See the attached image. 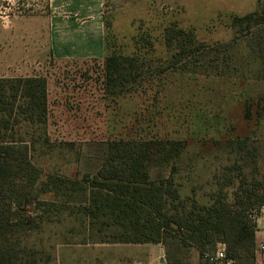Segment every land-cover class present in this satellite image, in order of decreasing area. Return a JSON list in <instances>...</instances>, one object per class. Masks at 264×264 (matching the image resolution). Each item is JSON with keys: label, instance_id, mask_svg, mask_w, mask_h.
I'll use <instances>...</instances> for the list:
<instances>
[{"label": "rangeland", "instance_id": "rangeland-1", "mask_svg": "<svg viewBox=\"0 0 264 264\" xmlns=\"http://www.w3.org/2000/svg\"><path fill=\"white\" fill-rule=\"evenodd\" d=\"M48 2L0 0V78L46 81L43 133L16 125L13 115L8 118L13 127L2 130L31 143L36 175L27 225L11 233L8 243L15 264H53L59 240H97L86 230L89 219L92 228L103 229L107 217L89 218L88 182L114 142L184 143L178 156L147 165L150 180L166 178L178 190L179 202L173 201L177 207L169 214L200 212L222 196L233 202L242 179L245 186L264 183V0H104L105 57L138 55L162 89L154 97L144 92L145 84L138 91H108L105 57L54 61L50 52L47 56ZM256 10L261 12L252 22L234 24L235 17ZM174 25L191 31L199 49L165 68L171 59L164 29ZM161 68L166 70L158 72ZM158 76L162 87L156 85ZM263 208L248 209V218L255 220ZM183 232L173 224L165 227L167 254L176 264L200 262Z\"/></svg>", "mask_w": 264, "mask_h": 264}, {"label": "trees", "instance_id": "trees-1", "mask_svg": "<svg viewBox=\"0 0 264 264\" xmlns=\"http://www.w3.org/2000/svg\"><path fill=\"white\" fill-rule=\"evenodd\" d=\"M261 11L235 17L234 24L239 25L237 21L241 20L252 22V18ZM163 36L171 59V64L165 68L199 49L193 33L176 25L165 28ZM145 43L147 48L153 49L150 39L146 38ZM104 66V84L108 91H138L145 84L144 92L152 91L154 97L162 90L155 87L152 75L143 69L145 63L138 55L112 53L104 58ZM165 68L158 72L163 73ZM161 79L158 76L160 82L157 81V86L162 85ZM0 111L3 112L0 115V264H15L8 243L11 233L27 225V206L36 175L30 161L31 143L21 137L15 138L14 134L6 136L2 130L13 127L8 119L13 115L16 125L24 123L39 127L43 133L47 121L45 78H0ZM183 146L182 141L167 139L111 143L112 153L104 159L97 176L88 182L92 191V207L86 209L91 219L98 216L107 218L102 222L103 229L92 228L93 223L89 219L87 232L90 235L92 231L102 242L165 245L163 231L173 224L183 229L188 243L199 251L201 261L198 264H214L204 259L203 254L214 252L218 243L225 245L227 258L235 264H256V219L248 218L247 210L259 211L264 205V183L258 180L245 186L242 179L240 193H235L233 202L222 196L209 206L200 207V212L169 214L170 208L175 210L177 207L173 201L179 202L178 190L166 178L150 180L147 165L155 158L166 162L178 156ZM165 255L168 264H176L166 250Z\"/></svg>", "mask_w": 264, "mask_h": 264}, {"label": "crops", "instance_id": "crops-1", "mask_svg": "<svg viewBox=\"0 0 264 264\" xmlns=\"http://www.w3.org/2000/svg\"><path fill=\"white\" fill-rule=\"evenodd\" d=\"M103 7L104 0H49L45 15L46 55L50 52L54 61L105 57ZM255 244L264 246V208L256 217ZM52 251L53 264H168L161 243L102 242L84 238L56 241ZM255 261L264 264V249L256 250Z\"/></svg>", "mask_w": 264, "mask_h": 264}, {"label": "built area", "instance_id": "built-area-1", "mask_svg": "<svg viewBox=\"0 0 264 264\" xmlns=\"http://www.w3.org/2000/svg\"><path fill=\"white\" fill-rule=\"evenodd\" d=\"M259 248L264 249V246L261 245ZM203 258L214 264H235L232 259L227 258L225 245L223 243H218L214 252L204 253Z\"/></svg>", "mask_w": 264, "mask_h": 264}]
</instances>
